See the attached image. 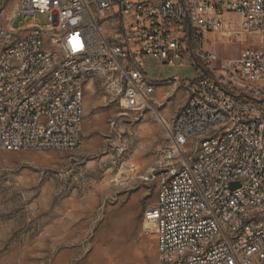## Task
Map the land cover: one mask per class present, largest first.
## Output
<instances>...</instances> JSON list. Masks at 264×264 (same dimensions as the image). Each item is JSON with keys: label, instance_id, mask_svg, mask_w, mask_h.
<instances>
[{"label": "built area", "instance_id": "built-area-1", "mask_svg": "<svg viewBox=\"0 0 264 264\" xmlns=\"http://www.w3.org/2000/svg\"><path fill=\"white\" fill-rule=\"evenodd\" d=\"M212 34L257 41L221 58ZM144 56L197 72L171 81L182 110L157 114L166 145L144 222L158 264H264V0H0V152L79 148L95 74L123 109L154 108Z\"/></svg>", "mask_w": 264, "mask_h": 264}, {"label": "rangeland", "instance_id": "rangeland-1", "mask_svg": "<svg viewBox=\"0 0 264 264\" xmlns=\"http://www.w3.org/2000/svg\"><path fill=\"white\" fill-rule=\"evenodd\" d=\"M23 23L17 17L13 25ZM247 40L213 39L205 48L235 57ZM142 61L144 75L158 85L197 75L190 59L183 66L150 56ZM105 82L106 75L95 74L86 90L79 148L0 152V264H158L155 237L145 233L155 226L144 222L166 145L157 114L174 117L176 102L182 110L188 92L181 84L167 88L154 108L128 111Z\"/></svg>", "mask_w": 264, "mask_h": 264}, {"label": "crops", "instance_id": "crops-1", "mask_svg": "<svg viewBox=\"0 0 264 264\" xmlns=\"http://www.w3.org/2000/svg\"><path fill=\"white\" fill-rule=\"evenodd\" d=\"M248 37V39H249V37H251V35L250 36H247ZM211 38L212 39H216V40H220L222 43L224 42V38L223 37H217V36H214V35H211ZM247 45V41H241V44L239 45V48H240V50H239V52H238V54L240 53V51L242 50V48L243 47H245ZM237 54V55H238ZM233 56V55H232ZM204 73V72H203ZM92 81H93V79H91L90 81H88L87 83H86V85H85V91H84V101H83V106H84V109H85V103L87 102L86 101V96H85V93H86V90H87V88H89V86H90V83H92ZM168 85H158L157 86V88H156V90H155V96L157 97V96H159V95H162V94H164V92H166V90H168L167 88H169V89H171V91H173V88H176L178 85L177 84H174V85H172L171 83H167ZM181 107V104H179L178 102H176V106H175V108H176V111L177 112H179L178 111V109ZM0 245L2 246V244H1V242H0Z\"/></svg>", "mask_w": 264, "mask_h": 264}, {"label": "water", "instance_id": "water-1", "mask_svg": "<svg viewBox=\"0 0 264 264\" xmlns=\"http://www.w3.org/2000/svg\"><path fill=\"white\" fill-rule=\"evenodd\" d=\"M198 67H199L204 73H206L205 69H204L202 66L198 65ZM235 186H237V185H236V184H232V185H231L232 188H234Z\"/></svg>", "mask_w": 264, "mask_h": 264}]
</instances>
